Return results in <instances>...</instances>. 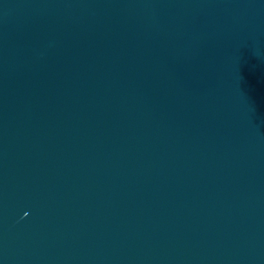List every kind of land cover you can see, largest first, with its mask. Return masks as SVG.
Masks as SVG:
<instances>
[{
	"label": "water",
	"instance_id": "water-1",
	"mask_svg": "<svg viewBox=\"0 0 264 264\" xmlns=\"http://www.w3.org/2000/svg\"><path fill=\"white\" fill-rule=\"evenodd\" d=\"M0 264H264V0H0Z\"/></svg>",
	"mask_w": 264,
	"mask_h": 264
}]
</instances>
